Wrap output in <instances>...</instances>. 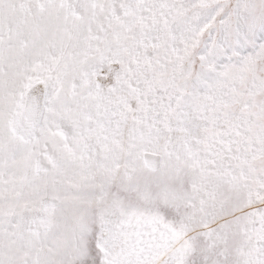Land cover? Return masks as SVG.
<instances>
[{"label":"snow or ice","instance_id":"obj_1","mask_svg":"<svg viewBox=\"0 0 264 264\" xmlns=\"http://www.w3.org/2000/svg\"><path fill=\"white\" fill-rule=\"evenodd\" d=\"M0 264H264V0H0Z\"/></svg>","mask_w":264,"mask_h":264}]
</instances>
